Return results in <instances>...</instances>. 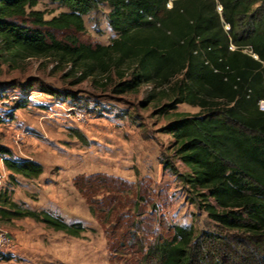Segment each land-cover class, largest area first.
<instances>
[{"label":"trees","instance_id":"trees-1","mask_svg":"<svg viewBox=\"0 0 264 264\" xmlns=\"http://www.w3.org/2000/svg\"><path fill=\"white\" fill-rule=\"evenodd\" d=\"M38 1L0 0L2 63L49 58L67 66L74 83L116 79L117 94L149 85L147 99H167L160 112L183 103L199 108L175 112L164 130L190 170L181 179L220 231L175 224L168 235L157 234L154 216L135 220L140 212L135 203L131 208L130 185L104 172L78 176L74 186L103 225L110 249L126 250L131 264H264V0H171V6L170 0H53L67 10L48 19L33 9ZM101 2L116 33L108 44L56 36L83 32V16ZM0 158L10 178L43 172L1 143ZM23 217L71 236L85 231L81 222L23 207L0 190V219Z\"/></svg>","mask_w":264,"mask_h":264},{"label":"rangeland","instance_id":"rangeland-1","mask_svg":"<svg viewBox=\"0 0 264 264\" xmlns=\"http://www.w3.org/2000/svg\"><path fill=\"white\" fill-rule=\"evenodd\" d=\"M33 9L46 19L67 10L53 0H39ZM109 11L101 2L83 16V32L55 34L73 35L91 45L108 44L116 36ZM67 70L49 58H31L18 66L0 61V143L17 158L31 157L43 167L38 178H10L0 162V190L10 191L23 207L81 222L85 231L76 237L31 217L0 219V230L15 246L12 252L0 251V264H131L133 255L126 250L110 249L103 225L74 186L76 177L98 172L131 186V208L135 203L140 212L135 220L154 216L157 234L168 235L175 224L192 226L196 233L220 231L198 205L196 191L181 179L190 170L174 156V138L164 130L175 112L195 114L199 108L183 103L160 112L167 99H147L149 85L117 94L112 91L116 79L106 85L91 78L74 83L76 75ZM20 100L25 105L17 107ZM75 108L87 111V122L71 119ZM16 132L28 134L19 142Z\"/></svg>","mask_w":264,"mask_h":264},{"label":"built area","instance_id":"built-area-1","mask_svg":"<svg viewBox=\"0 0 264 264\" xmlns=\"http://www.w3.org/2000/svg\"><path fill=\"white\" fill-rule=\"evenodd\" d=\"M256 57V56H255ZM259 107L264 111V99L259 101ZM71 119L75 123H84L88 121L87 111L81 108H75L72 112L69 113ZM15 132V131H14ZM28 133L16 132L14 133L15 141H23L22 139L26 137ZM14 244L11 240V237L6 231L0 230V251L2 252H12Z\"/></svg>","mask_w":264,"mask_h":264},{"label":"crops","instance_id":"crops-1","mask_svg":"<svg viewBox=\"0 0 264 264\" xmlns=\"http://www.w3.org/2000/svg\"><path fill=\"white\" fill-rule=\"evenodd\" d=\"M27 157V156H26ZM27 158H29V159H32L31 157H27ZM1 162V165L3 166V162H2V160L0 161ZM4 167V166H3ZM15 247V246H14Z\"/></svg>","mask_w":264,"mask_h":264}]
</instances>
